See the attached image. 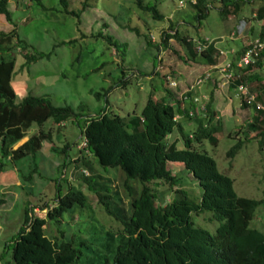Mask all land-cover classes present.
I'll use <instances>...</instances> for the list:
<instances>
[{
    "label": "trees",
    "instance_id": "16d2710c",
    "mask_svg": "<svg viewBox=\"0 0 264 264\" xmlns=\"http://www.w3.org/2000/svg\"><path fill=\"white\" fill-rule=\"evenodd\" d=\"M135 1L142 9L151 11L155 18L164 17L155 3ZM213 1L220 2L219 10L227 17L239 13L243 4L258 1L256 18L264 17V0H194L191 1L195 10L193 17L198 22L207 15ZM59 2L64 12L77 17V28L80 29V13L86 1H83L79 10L70 9L68 0ZM0 13L12 21L7 0H0ZM96 34L109 47L115 48L116 55L121 58L125 55V42L101 30ZM257 34L264 37V24ZM160 35L159 43H155L158 49L161 45L166 47L168 37L173 36L181 41L190 58L196 59L200 53L210 64L216 61L213 56L217 51L214 41L199 38L205 46L197 49L192 37L181 33L178 27L171 33L162 30ZM146 37L148 44H151L149 35ZM26 46V42L18 36L16 26L7 31L0 30V157L14 162L30 155L34 165L25 175L30 179L33 172L37 171L35 156L42 141L51 138V130L44 127V122L52 118L56 124L63 125L61 122L71 119L79 125L85 144L79 147L83 151L75 157L69 155L68 141H64L59 149L52 148L60 153L61 160L57 166L59 174H62L66 164L73 162V158L75 161L81 160L82 165L91 170L94 169L93 163L104 168H118L125 175L123 186L129 198L127 206L123 202L113 204L107 200L108 193L100 194L95 187L96 176L89 171L81 173L79 185L70 182L63 191L60 190L58 176L55 180L58 190L52 197V205L47 201L42 205L47 209L45 216L34 211L39 197L24 201L20 222L12 237L4 241V246L11 248L9 264H73L81 257L84 248H87L85 264H264V231L250 225L257 207L264 203V195L253 197L239 194L234 187L233 177L221 171L214 156L203 147L205 140L215 146L218 132L223 131L212 90L204 104V112L202 108L199 111L191 106L195 104L192 90L184 91L182 94L185 97L180 100L174 98L169 90L158 95L151 91L140 111H133L132 115L126 116L106 110L107 103L99 112L86 114L82 112L85 107L83 103L76 109L70 104L56 105L44 94L29 93L16 102L11 84L15 66L12 51L14 47L25 50ZM24 55L26 64L49 53L24 52ZM263 74L264 68L258 61L228 85L236 89L240 82L248 83L256 79L258 90L255 103L259 101L264 104V82L260 81ZM94 93L97 97L101 95L99 91ZM167 95L175 99L176 106ZM184 100L188 104L182 107L180 104ZM255 103H247L241 98V104L247 108L251 120L247 127L261 126L256 134L261 136L258 140L262 145L264 109L256 108ZM190 109L191 113L188 112ZM176 113L183 115L176 118ZM81 117L83 124L79 122ZM188 120H192L194 125L189 127L184 124ZM33 123L37 128L27 134ZM175 131L178 134L168 139ZM26 135L27 138L19 142ZM180 138L181 146L177 144ZM242 143L241 139L233 143L226 152L227 156L233 157ZM169 162L180 163L192 173L201 188L199 195L181 186V177L173 172ZM3 165V161H0V168ZM130 179L140 181L139 190L135 189ZM158 185L164 186L161 194L156 189ZM82 187L97 192L105 210L121 222V230L114 232L104 229L100 241L94 240L97 236L95 230L87 236L71 232L68 239L64 238L65 232L56 229L53 222L61 221L67 211L72 218L76 208L89 206ZM105 188L109 189L107 186ZM168 192L170 197L166 199ZM3 202L4 198L0 196V204ZM207 210L210 213L205 212ZM204 212L208 213L210 221H218L212 231L208 226L196 222L197 214ZM47 224L56 231L49 233ZM96 242L101 246H95ZM96 254L101 258L99 263L93 260Z\"/></svg>",
    "mask_w": 264,
    "mask_h": 264
},
{
    "label": "rangeland",
    "instance_id": "374dc122",
    "mask_svg": "<svg viewBox=\"0 0 264 264\" xmlns=\"http://www.w3.org/2000/svg\"><path fill=\"white\" fill-rule=\"evenodd\" d=\"M39 1L7 0L12 21L0 13V30L7 31L16 26L18 36L27 44L25 50L14 47L12 51L15 66L11 84L15 90L16 102H20L29 93L44 94L56 105L70 104L76 109L83 103L85 107L82 112L86 114L99 112L107 103L106 110L126 116L132 115L133 111L138 113L151 91L158 95L169 90L174 98L180 100L184 99V91L192 90L198 101L191 106L199 111L202 108L204 112V104L212 90L214 106L219 110L223 131L218 132L215 146L205 140L203 147L214 156L218 168L233 177L234 187L239 194L253 197L264 195V143H259L261 136L256 134L261 126L247 127L251 120L247 108L241 104L239 91L230 88L219 72L220 67L212 68L214 64L207 63L200 53L196 59L190 58L187 49L176 37H168L166 47L161 45L158 49L155 44L159 43L162 30L171 33L178 27L181 33L192 37L194 43L195 40L206 37L209 41H214L217 48L240 47L242 41L252 38L258 32L259 25L251 18V11L255 10L258 1L243 4L239 13L228 17L219 10L220 2L213 1L207 15L198 22L193 17L195 10L191 1L194 0H143L156 4L159 12L164 15L161 19L155 18L151 11L139 7L135 0H68L69 8L74 10L81 9L83 1H86L80 13V29L77 28V17L64 12L59 0ZM100 30L126 43V52L122 58L115 54L113 46L109 47L96 34ZM147 35L151 44L147 42ZM38 51L48 52L49 55L24 64V52ZM209 70L212 76L207 75L208 78H203L196 85L197 78ZM260 81L264 82V74ZM256 84V79L248 81L250 92L257 93ZM96 91L101 92L99 97L95 95ZM174 98L169 97L176 106ZM186 103L184 100L180 105L183 107ZM181 115L183 114L176 113L175 117ZM79 122L83 124V117ZM61 123L63 125L56 124L52 118L44 122V127L51 130V138L42 141L35 156L37 171L33 172L30 179L25 177L34 165L30 155L14 162L0 157V161L4 163L0 168V196L4 198V202L0 204V264H9L11 248L5 247L4 241L12 237L19 224L24 201L39 197L34 211L45 216L47 209L42 205L45 201L52 205V197L58 190L55 181L58 176L60 190L63 191L70 182L75 186L79 185L81 173L89 171L96 176L95 187L100 194L108 193L107 200L113 204H128L129 195L123 186L125 175L118 168H104L95 160L97 164L93 163L94 169L91 170L82 165L81 160L75 161L73 158V162L66 164L62 174H59L57 166L61 157L59 152L52 150L53 147L59 149L64 141H68L71 157L83 151L79 150L83 146L79 125L71 119ZM184 124L191 127L194 122L188 120ZM36 128L37 125L33 123L27 134ZM236 131L238 133L234 134ZM177 134L176 131L171 133L168 139H173ZM26 138L27 135L19 142ZM240 139L243 143L238 152L233 157L227 156L229 147ZM177 144L182 145L181 138ZM168 164L181 177V186L194 195H199L201 188L192 173L180 163ZM130 181L136 190L140 189L139 180ZM105 186L109 189L106 190ZM163 188L161 185L156 187L159 194ZM82 189L89 206L76 208L72 218L67 211L61 221L53 222L56 229L65 232L64 238L68 239L71 232L87 236L95 230L97 236L94 240L100 241L104 229L114 232L121 230V222L105 210L97 192L84 187ZM169 197L170 192L165 195L166 199ZM205 212L210 213L208 210ZM205 212L197 214L196 222L208 226L212 231L218 221H210ZM250 225L264 231V203L257 207ZM46 230L52 233L55 229L47 224ZM96 243L95 246H101ZM86 253L87 248H84L81 257L73 264H85ZM93 260L99 263L101 258L96 254L93 255Z\"/></svg>",
    "mask_w": 264,
    "mask_h": 264
},
{
    "label": "built area",
    "instance_id": "2783aa9c",
    "mask_svg": "<svg viewBox=\"0 0 264 264\" xmlns=\"http://www.w3.org/2000/svg\"><path fill=\"white\" fill-rule=\"evenodd\" d=\"M253 15H256V14L254 13ZM260 21L264 22V18ZM204 40L209 41V39L206 37L204 38ZM195 42H196L195 46L197 49H201L203 46H205L204 42L201 41L200 39L195 40ZM213 56L216 57V61L215 63H213L214 66L212 68L220 67V70H219L220 74L229 84V82L232 79L240 77L241 74L250 65L257 64L258 61H260V64L264 68V37H261L260 35H256L242 42L240 47L232 46L227 49L217 48V51L214 53ZM206 73H205L206 76L205 74H202L200 75L199 78H197V80L195 81L196 85H199L203 81V78H208V76L209 77L212 76V72H210V70ZM236 89L239 91L242 99L243 100L245 99L247 103H255L256 93L250 92V90L248 89L247 83L240 82L236 86ZM193 99L195 101H198L197 98L195 99L194 95H193ZM255 105H256V108L264 109V104L262 102L257 101ZM189 112L191 113L192 109H190ZM84 144H85V141H83V145Z\"/></svg>",
    "mask_w": 264,
    "mask_h": 264
},
{
    "label": "crops",
    "instance_id": "0c3cea01",
    "mask_svg": "<svg viewBox=\"0 0 264 264\" xmlns=\"http://www.w3.org/2000/svg\"><path fill=\"white\" fill-rule=\"evenodd\" d=\"M257 6H258V4H257ZM257 6H256V8H257ZM253 8V7H252ZM256 8H255V10L254 11H251L252 12V15H251V18H254V20L256 21V23H258V25H259V29H258V31L261 29V27H262V25L264 24V22H261L260 20H262L264 17H262V18H256V15H253L254 13L256 14ZM230 18V17H229ZM258 33V32H257ZM256 35H258V34H256ZM255 35V36H256ZM254 37V36H253ZM246 40H248V39H246ZM243 42V41H242ZM207 63H209L208 61H207ZM210 64V63H209ZM213 64V63H212Z\"/></svg>",
    "mask_w": 264,
    "mask_h": 264
}]
</instances>
